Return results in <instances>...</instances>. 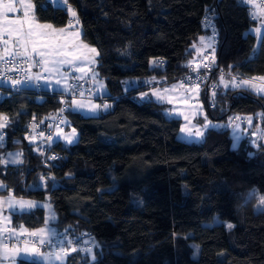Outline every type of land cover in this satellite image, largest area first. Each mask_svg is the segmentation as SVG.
<instances>
[{
	"label": "trees",
	"instance_id": "obj_1",
	"mask_svg": "<svg viewBox=\"0 0 264 264\" xmlns=\"http://www.w3.org/2000/svg\"><path fill=\"white\" fill-rule=\"evenodd\" d=\"M32 2L38 21L65 28L76 20L83 40L97 47L95 69L109 88L98 98L111 105L98 115L70 107L68 127H76L79 138L71 144L53 141L51 150L58 157L45 166L33 152L28 121L33 112L49 119L64 91L15 90L0 83V115L8 118L7 144L0 145V179L6 188L0 194L12 191L49 200L58 236L74 238L91 231L99 242L91 249L93 255L91 250H69L66 264H264V208L256 206L252 192L264 194V140L255 145L244 136L233 147L225 125L208 127L201 139L187 142L179 136L182 117L170 115L168 104L147 90L151 83L178 79L190 68L195 46L208 32L202 24L206 9L213 12L217 30L214 68L240 76L264 73V32L256 44L249 3ZM68 5L76 9L75 18ZM160 60L163 66L154 65ZM220 77L211 74L219 83ZM201 93L208 116L215 120L252 114L256 127L264 114V94L247 87L225 92L219 87L215 107L210 106L207 84ZM10 149L21 150L19 163L2 160ZM197 205V211L144 252ZM229 219L234 220L231 230L225 225ZM46 221L42 204L12 213L14 227L37 229ZM18 264L44 263L20 257Z\"/></svg>",
	"mask_w": 264,
	"mask_h": 264
},
{
	"label": "snow or ice",
	"instance_id": "obj_2",
	"mask_svg": "<svg viewBox=\"0 0 264 264\" xmlns=\"http://www.w3.org/2000/svg\"><path fill=\"white\" fill-rule=\"evenodd\" d=\"M51 2V0H50ZM60 0H57V3H59ZM243 2V0H241ZM19 10H22V18L17 19H10L8 14H15L18 11V8L16 7L15 0H8L6 3H0V41H3L5 48L4 53L7 56H11L13 58V61L19 59L20 64L27 63L28 67L27 69L21 68L19 65H15L8 69L9 71H25V79L19 80L15 79L12 81L13 85H21V84H27L30 83L33 80H41L43 79L45 83H52L54 82L57 85L61 84V81H65V86L67 87V79L68 77L65 75L64 66H73L74 70L76 72L82 73L84 75H87L89 72L92 71L89 67H80L77 66L78 62L81 61H87L90 64H95L96 60L94 59L95 56H99V52L95 47H90L87 44H83L80 41V33L78 31L70 33V36L72 38H69V36L65 35V29H59L56 30L53 28V25L51 24H40L35 21L34 16L31 12V10L34 8L33 3L31 0L29 2H25V0H19ZM71 11V15L73 18L76 17V12ZM206 25L212 27L213 29V35L210 37H201L200 40L202 43L206 41L207 47H211L213 49L212 51V60L211 63H215V48H214V42H215V35H216V28L215 25L211 23L210 18L206 17ZM71 27V25H70ZM5 36L8 37V39H5ZM14 41V47L16 50L10 51L9 50V42ZM0 59H4V56H0ZM205 60H208V57H204ZM154 65L158 66L159 61H154ZM201 65H197V69ZM204 68H209L210 64L205 63L202 65ZM33 68H40L42 71L38 72L36 74H31V71ZM231 68V66H229ZM44 74H47L46 76ZM98 74L93 73L92 79L95 80L96 76ZM51 78H55L54 80ZM83 76L77 77V79H83ZM261 81H264V76L259 78ZM236 77L232 76L231 81L233 87H239L242 85H248L250 84V81L248 80H241L239 84L235 83ZM220 83L223 84L225 88L229 86V83L225 80V77L223 73L220 77ZM103 87V84L100 85ZM182 86V85H181ZM175 87V86H174ZM253 87H255L253 85ZM200 85L199 84H193L189 87L188 91L191 93H199ZM168 90L165 89V92ZM259 91L264 92V87H261ZM153 95H155L158 99L161 101H164L166 99L165 96H162L159 92H153ZM81 96H83V92L80 93ZM148 94L145 93L142 95V98L146 97ZM215 95V93H213ZM168 103H172L171 99L167 100ZM72 106H75L77 108H84L86 105L82 101L73 100ZM101 105H90L89 110L95 111L99 109ZM105 108L109 107L108 105H104ZM63 111V110H61ZM184 119L186 121H189V118L187 115L184 116ZM239 119V117H237ZM205 120L207 118L205 117ZM8 122V118L6 116L0 115V129H3L6 127ZM189 123H191L189 121ZM208 123L206 122L204 127H208ZM62 131V130H60ZM182 133H187L188 135H194L195 137L202 136V132L197 129L195 133L192 132V129L189 127H183L181 128ZM60 132H58V135ZM43 135V133H41ZM76 137V130L73 128L71 134L65 135L63 138L66 140L67 143H72ZM2 139V137H0ZM49 140L52 138L49 136ZM10 159L8 160V163H16L17 160L15 159V156H19L20 154H8ZM50 159H56V157H50ZM261 203H264V197L261 198ZM11 207V205H10ZM29 207H31V204H29ZM48 222L46 221V224ZM229 229L233 227L231 223L227 225ZM48 232V239L44 240L41 239L40 243L45 244L48 243L49 245H52L54 248H58L59 251H52L49 252L46 255V258L49 260L55 259L57 261L62 260V255L66 254V249L63 247L65 243L72 244L73 241L71 240H65L64 237H60V239L53 241V237L57 236V233L52 231L51 229H40L38 232L44 233ZM31 235H37L36 232L31 233ZM72 251H76V248H72ZM25 251H28L27 243L25 244ZM31 253L35 255H40L38 250L36 248L31 249Z\"/></svg>",
	"mask_w": 264,
	"mask_h": 264
},
{
	"label": "built area",
	"instance_id": "obj_3",
	"mask_svg": "<svg viewBox=\"0 0 264 264\" xmlns=\"http://www.w3.org/2000/svg\"><path fill=\"white\" fill-rule=\"evenodd\" d=\"M249 3L250 5V13L252 19L259 22L260 12L261 9L264 7V0H243ZM206 17L210 18L211 23L215 25L214 14L210 9H206L202 16V24L203 26L208 29L206 33V38L213 35L212 27L206 25ZM217 35V30H216ZM216 35H215V42L214 48L216 46ZM2 47V43L0 41V49ZM212 51L211 47L205 51V56L208 57V60H205L204 57L200 58V62L196 64H191L190 68L181 74L178 78L184 82L185 84L191 86L193 84H199L200 88H202L205 84L208 85V93H209V103L211 107H215L217 103V89L221 87V84L211 78V74L213 72H217L220 76L223 73L224 77H238L239 75L235 71H228L223 69H215L214 64L211 63L212 60ZM4 56V59H0V83L7 82L12 85L15 90H20L24 87H31L35 91H43L46 89L44 80L41 79L39 81L33 80L27 84L21 85H13L12 81L15 79L24 80L25 79V71H9L8 69L12 68L15 65H19L23 69H27V63L20 64V60L17 59L13 61L11 56L7 55H0ZM159 65L163 66L164 61L160 60ZM208 63L210 64L209 68H204L202 65ZM197 65H201L198 70ZM40 68H33L31 74H36L41 72ZM46 76V74H44ZM77 75H73L68 80V90L61 93V100L60 105L58 106L57 110L52 114L49 119H46L38 112H33L29 118L28 125H27V136L32 142V149L35 154H37L41 160V162L45 166H50L51 161L50 157H58V152L51 150V145L54 141V137L58 129H65L68 127V119L67 113L71 107V101L74 98H93L95 97V87L92 85L91 77H84L83 79H77ZM83 92V96L80 93ZM215 93V95H213ZM101 101L102 104H106L108 102L107 98L101 97L97 98ZM63 110V111H61ZM43 133V135H41ZM52 139L49 140L48 137ZM0 145L6 146L7 144V132L6 129H0ZM13 229V225H8L6 227L7 232H0V240L4 241L5 243H29L35 245L39 250L45 252H52V251H59L58 248H54L52 245L48 243L41 244L40 239L37 235H31L32 232H23L18 236H14L10 234ZM60 237H64L65 240L73 241L72 244L65 243L63 247L66 249V252L71 250L72 248L81 249L84 251L93 249L96 245L99 244L97 239L91 234V231L88 233L81 234L78 237L69 238L66 236H55L53 237V241L60 239ZM47 240V239H46Z\"/></svg>",
	"mask_w": 264,
	"mask_h": 264
},
{
	"label": "crops",
	"instance_id": "obj_4",
	"mask_svg": "<svg viewBox=\"0 0 264 264\" xmlns=\"http://www.w3.org/2000/svg\"><path fill=\"white\" fill-rule=\"evenodd\" d=\"M16 2L19 3V0H16ZM19 14L20 15L18 16V18H22V10L19 11ZM33 16H34V8H33ZM34 19H35L36 22H38L40 24H51L50 22H41V21H38L35 18V16H34ZM51 25H53V24H51ZM70 25H71V27H70ZM70 25L67 26V27H65V28H56L53 25V28L56 29V30L65 29V35L69 36V38H72L70 36V33H73V32L78 31L80 33V41L83 44H87L90 47H95L97 49V47L95 45L89 44V43H87V42H85L83 40V38H82V30L78 26L76 20H74ZM253 31L255 32L256 38H257L256 44H258L259 43V39H260L261 35L264 32V7L261 9L259 22L256 23L253 26ZM8 47H9V50L10 51L16 50L14 46H8ZM195 47H196V50H197V54H196V57L194 58V60L192 61V64H196V63L200 62V58L204 57L205 51L208 48L206 41L204 43H202L201 40H200L199 43L196 44ZM4 48H5V46L2 43V47L0 49V55H6L4 53ZM96 58H97V56L94 57L95 60H96ZM88 64H89V66H91V64L88 63L87 61H81V62H78L77 66H80V67H85L86 66L87 67ZM95 65H96V63H95ZM64 71H65V75L68 77L67 83H68L69 78L71 76H73V75H76V73H77L74 70L73 66H69V67L66 66L64 68ZM73 72H76V73H73ZM262 76H264V73H262V74H253V75H249V76H240L239 75L238 77H236L235 83L236 84H239L241 80H248V81H250V84H248V85H242L243 87H247L249 89H252L256 93L264 94V92L259 91V89L261 87H264V81H261L259 79ZM231 77L232 76L225 77V80L229 83V86L227 88H225L223 86V84L220 83L221 84V87L220 88H221V90L223 92L227 91L228 89L235 88V87L232 86V83L233 82L231 81ZM179 80L180 79L178 78V79H174V80H170V81L151 83L150 85H148L147 90L149 91V93L152 95V97L154 99H156L159 102H164V103L168 104V110L167 111H168L169 114H170L171 110H173L174 105L178 104V101H179V103L180 104H183L185 108H190L191 107L192 109H194L193 111L195 113L197 111L198 116H197V118L195 117V120L203 121V120H205V117L206 118L207 117L211 118L210 116H208V114L206 116L204 115V113H207V110H206V107H205V105L203 103V100L201 98L202 88H200L199 93L197 94L198 95L197 99L199 101H196L194 98H188L187 97V93H185V91H182L180 95H176L175 97L174 96H171L169 93L165 92V88L164 87H167V86H169V85H171L173 83H177ZM134 82L137 83L138 80L135 79ZM5 84L8 85L7 83H5ZM253 85L255 87H253ZM45 86H46V88L48 90H55V89H49L48 86L46 85V83H45ZM173 88L175 90H178L179 89V87H177V86H175ZM159 89H164V90L163 91H160ZM67 90H68V85H67ZM153 92H159L162 96H165L166 99L164 101H161L155 95L152 94ZM168 99H171L172 100V103H168L167 102ZM195 105H197V106H195ZM3 116H5V115H3ZM237 117H239V119H237ZM261 118L262 119H261L260 123L256 127H254V124H253V122H254V116L252 114H245V115L235 114L230 119H228L226 121L215 120L213 118H211V119L217 121V123H219V124H222V126L227 125V126L230 127L232 125L235 128L236 135L232 136L233 137V139H232V146L233 147H237L240 144V142H241V140H242V138L244 136H248L250 138L251 142L254 143L255 145H258L259 142H261V141L264 140V114L262 115ZM230 129L232 131V127H230ZM180 131H181V129H180ZM180 131H179V136H180ZM195 131H196V129H195ZM202 133L204 134V131ZM203 134H202V136H203ZM202 136L196 137L198 139H193L192 142L201 139ZM181 138L188 142L187 138H185V137H181ZM56 140L57 139L54 138V141H56ZM58 140H61V139H58ZM234 143H236V146L234 145ZM8 152H10L11 154H17V153H19L20 154L19 156H15V159L17 160L16 163H19L21 161L22 156H21V150L20 149H10V150L5 151L3 153V155H2V160H3V157ZM9 159H10V157L8 155V160ZM5 163H8V162H5ZM4 188H6V183H5V187H0V189H4ZM7 209H8V207H7ZM11 222H12V220H11ZM0 226H1V224H0ZM2 229H3V227H2ZM40 229H51L52 231H54V232L57 233V236L59 235L58 229L56 228V226L54 225V223H52V225L51 224L44 225V226H42L40 228H37V229H27L25 226H20V227H14L13 226V229H12L11 233L14 236H18L19 234H21L23 232H28V231L29 232H32V233L33 232H36L37 233V236H38V238L40 240L41 239H44V240L48 239L49 238L48 237V232L46 231L44 233H40V232H38V230H40ZM0 242H4V241H1L0 240ZM6 245H8V246H6ZM6 245L0 244V264L3 263L5 260H7V258H9V257H11L12 259H15V260L18 261L20 257L30 258V256H32V259H35L37 261H40V262H42L44 264H58L57 262H61V261L55 260L54 258L51 259V260H49L48 258H46V255H45L48 252H44L42 250H39L33 244L27 243V245L36 248L38 250V252L40 253V255L32 254L31 253V249L28 248V247H27L28 248V251H25V248L22 247V246L21 247H15V248H13V247H9V244L8 243H6Z\"/></svg>",
	"mask_w": 264,
	"mask_h": 264
},
{
	"label": "rangeland",
	"instance_id": "obj_5",
	"mask_svg": "<svg viewBox=\"0 0 264 264\" xmlns=\"http://www.w3.org/2000/svg\"><path fill=\"white\" fill-rule=\"evenodd\" d=\"M54 1L57 3V0H54ZM6 2H8V0H0V3H6ZM25 2H29V0H25ZM31 2H32V0H31ZM15 3H16V7L18 8V11L15 14H8V16H9L10 19H17L18 16L20 15L19 14V11H20L19 10V7H20L19 6V3H17L16 0H15ZM59 4H66V0H60ZM68 9H71L72 11H75L76 12V9L72 5H68ZM31 12L33 14V9L31 10ZM70 13H71V11H70ZM252 30H253V27H252ZM5 39H8V37L5 36ZM1 42L3 43V41H1ZM8 46H14V41H10ZM66 66H68V65H65L64 68ZM87 67H89V68L92 69V71L90 72L91 74L89 73L87 75H84V74L79 73V72H77V73L76 72H73V73H76V75L78 77H80V76H83V77L90 76L91 77L92 85L95 87V97H93V98H84V97L74 98L75 100L82 101L86 105V107H84V108H77L75 106H72V101L74 99L71 101L70 104H71L72 109L77 110V111H80V112H82L85 115H98L102 111H106L110 107V105H111V103L108 101L106 103V105H108L109 107L105 108L104 107L105 104H102L101 101L99 99H97L98 96L107 95L109 93V88H108L105 80L100 77V75L98 74L97 70L95 69V64H93V65L91 64V66H89V64H88ZM93 73L98 74L96 76V79L95 80L92 79V74ZM51 79L54 80L55 78H51ZM101 83L103 84V87L100 86ZM46 85L48 86L49 89H55V90H59V91H66L67 90V87L65 86V81H63V80L61 81V84L60 85H57L54 82H52L50 84L49 83H46ZM67 85H68V83H67ZM174 86L179 87V89L178 90H175L173 88ZM164 88L168 90L167 93H169L171 96H174L175 97L176 95H180L182 91H185V93H187V97L188 98H194L196 101H199L197 99V97H198L197 93H191V92H189L188 91L189 86L187 84H185L184 82H182L181 80H179L177 83H173V84H171V85H169L167 87H164ZM159 90L160 91H163L164 89H159ZM93 104H95V105H101V107L99 109L95 110V111H91V110H89V106L90 105H93ZM195 106H197V105H195ZM193 110L194 109H192L191 107L190 108H185L184 105L183 104H180L179 101H178V104L174 105L173 110H171L170 114L171 115H176V116L182 117L183 121H182L181 128H183V127H189V128L192 129V132L193 133H195V129L196 130L199 129L201 132H203L208 127H219V126H222V124L217 123V121H215V120H213V119H211L209 117H207V120H203V121L195 120V117L197 118L198 113H197V111L195 113ZM185 115L188 116L189 121L191 123H189V121H186L184 119V116ZM204 115L206 116L207 113H204ZM206 122H210V123H208V127L205 128L204 125H205ZM230 127H232V131H231L232 136L236 135L235 128L232 125ZM73 128L76 130V137H75V139H74V141L72 143L76 142L78 140V138H79V131L73 125H70L68 128H65V129H58L57 132H56L55 138L57 140L58 139H61L65 144H71V143H67L66 140L63 137L65 135L71 134ZM60 130H62V131H60ZM58 132H60L59 135H58ZM180 136L187 138L188 142H192L193 139H198L194 135H191L190 136L187 133H182L181 131H180ZM234 145L236 146V143H234ZM9 153L10 152H8L3 157V160L5 162H8V154ZM250 166L251 165L247 166L244 170H242L240 172V174H242L245 171H247ZM0 187H5V183L1 179H0ZM252 192H254L255 197H256V200H257L256 201V206L258 208H264V203H261V198L264 197V194L261 193L260 191H256V190H253ZM214 196H215V194L211 195L208 199L205 200V203L208 202V201H210ZM29 204H31V207H29ZM39 204H42L46 208V212H47V222H48L46 225H48V224H51L52 225L53 221L56 218V213H55L54 209L52 208V206L50 205V203H49V201L47 199H45V200H39V199H36V198H31V197L18 196L16 194H14L12 191H9L8 193H5V194H0V224H1V226H0V232H7L6 231V227L8 225H11L12 224L11 220H12V212L13 211L30 210V209H32L33 207H35V206H37ZM10 205H11V207H10ZM7 207H8V209H7ZM198 209H199V205H197L192 210H190L180 221H178L172 227H170L169 229H167L166 231H164L151 244H149L148 246H146L144 248V252L145 251H148L155 244H157L161 239H163L169 233L173 232L181 224V222L183 220L189 218ZM229 223H231L232 225H234V220L233 219L226 220L225 221L226 227H227V225ZM2 227H3V229H2ZM227 229H229V228L227 227ZM231 229H229V230H231ZM9 233L12 234L11 232H9ZM0 244L6 245L5 242H0ZM25 244L26 243H21V244L10 243L9 244V247L15 248V247H21L22 246V247L25 248ZM6 246H8V245H6ZM27 247L30 248V249L33 248V247L29 246V245H27ZM93 252L94 251L91 250V254L92 255H93ZM198 252H199L198 251V247H196L195 250H194V255L197 256L198 255ZM61 255H62V260H61V262H57V263L58 264H66V256L67 255L66 254H63V253H61ZM30 258L32 259V256H30ZM18 261L15 260V259H12L11 257H9V258H7V260H5L1 264H18ZM125 264H130V263L127 262Z\"/></svg>",
	"mask_w": 264,
	"mask_h": 264
}]
</instances>
